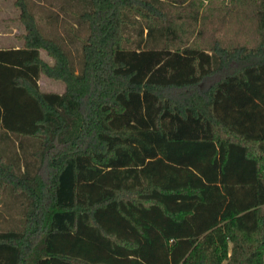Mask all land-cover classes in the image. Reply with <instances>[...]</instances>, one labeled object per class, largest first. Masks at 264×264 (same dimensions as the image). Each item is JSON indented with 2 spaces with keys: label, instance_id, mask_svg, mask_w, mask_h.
<instances>
[{
  "label": "trees",
  "instance_id": "obj_1",
  "mask_svg": "<svg viewBox=\"0 0 264 264\" xmlns=\"http://www.w3.org/2000/svg\"><path fill=\"white\" fill-rule=\"evenodd\" d=\"M83 1L77 67L14 1L0 131L19 154L0 153V197L22 213L0 264H264V0H216L222 20L253 6L252 44L205 36L203 0Z\"/></svg>",
  "mask_w": 264,
  "mask_h": 264
},
{
  "label": "rangeland",
  "instance_id": "obj_2",
  "mask_svg": "<svg viewBox=\"0 0 264 264\" xmlns=\"http://www.w3.org/2000/svg\"><path fill=\"white\" fill-rule=\"evenodd\" d=\"M14 1L0 0V47L21 46L23 43L19 36L24 32V27L18 18L19 10ZM27 1L42 31L61 42L77 67L80 60L81 38L86 34L87 27L76 21L75 14L85 7V2L83 0ZM223 1L228 2V0ZM221 2L203 0L199 9V17L208 15L202 26L204 35L209 34V29L218 27L216 34L220 37L235 36L239 40H246L250 44L254 43L257 35L254 32L253 6L240 4L232 12L225 14L226 18L222 20ZM225 4L230 5V3ZM40 55L48 62L53 61L44 49H40ZM38 81L42 90L58 92L64 90V83L61 80L52 79L43 73ZM15 138L14 135L4 134L3 131H0V153L19 154ZM19 202L20 199H17L16 195L9 190L2 193L0 197V229L17 227L22 213V206ZM262 208L264 210V205Z\"/></svg>",
  "mask_w": 264,
  "mask_h": 264
}]
</instances>
